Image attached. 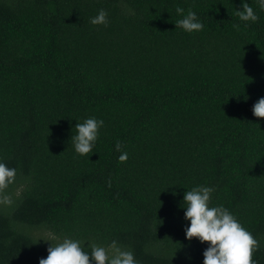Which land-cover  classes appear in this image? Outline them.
Returning a JSON list of instances; mask_svg holds the SVG:
<instances>
[{"label": "trees", "instance_id": "1", "mask_svg": "<svg viewBox=\"0 0 264 264\" xmlns=\"http://www.w3.org/2000/svg\"><path fill=\"white\" fill-rule=\"evenodd\" d=\"M243 2L0 0V161L18 170L0 264H39L66 237L86 252L116 241L139 264H204L183 201L200 185L264 264V9L246 0L259 19L242 21ZM177 7L203 30L176 27ZM100 9L107 26L90 23ZM90 117L104 126L82 156L71 138Z\"/></svg>", "mask_w": 264, "mask_h": 264}, {"label": "clouds", "instance_id": "2", "mask_svg": "<svg viewBox=\"0 0 264 264\" xmlns=\"http://www.w3.org/2000/svg\"><path fill=\"white\" fill-rule=\"evenodd\" d=\"M259 6L264 9V0H259ZM243 10H237V15L242 21L255 22L259 19L254 9L244 0ZM177 14H184V9L176 8ZM108 12L100 9L98 15L91 18L93 25L109 24ZM176 27L186 32L203 30V23L197 14L191 9L183 18L176 21ZM239 28V25H234ZM253 114L258 118H264V97H261L253 106ZM104 126L103 119L90 117L83 123L75 125L76 134L71 141L76 153L88 155L93 153L99 130ZM123 145L116 143V150L121 151ZM128 160V153L122 152L119 161L124 163ZM18 170L10 168L0 161V205L11 206L14 203L12 195L7 191L16 182ZM111 186V181H109ZM213 187L197 186L188 190L184 197L186 205L185 219L190 220V226H186L188 240L198 238L202 243L208 242L209 246L204 251V264H258L253 260V253L259 249V242L246 230L238 219L223 205L210 206ZM52 241L51 239H49ZM85 242L71 238H64L60 243H53L48 247V255L41 258L39 264H139L130 250H123L116 241H112L108 248L98 246L90 242L86 252Z\"/></svg>", "mask_w": 264, "mask_h": 264}]
</instances>
